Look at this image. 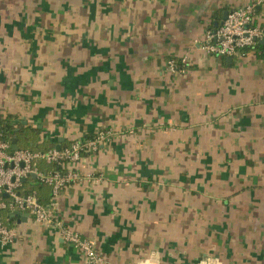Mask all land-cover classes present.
Listing matches in <instances>:
<instances>
[{
    "label": "crops",
    "instance_id": "crops-1",
    "mask_svg": "<svg viewBox=\"0 0 264 264\" xmlns=\"http://www.w3.org/2000/svg\"><path fill=\"white\" fill-rule=\"evenodd\" d=\"M247 4L264 27V0H0V112L51 148L114 132L57 205L111 264H264V47L202 49ZM18 224L0 264H89Z\"/></svg>",
    "mask_w": 264,
    "mask_h": 264
},
{
    "label": "built area",
    "instance_id": "built-area-1",
    "mask_svg": "<svg viewBox=\"0 0 264 264\" xmlns=\"http://www.w3.org/2000/svg\"><path fill=\"white\" fill-rule=\"evenodd\" d=\"M255 11V4L230 10L220 25L207 30L202 49L210 55L221 57H242L246 50L255 49L264 40V27L256 24ZM168 67L172 72L178 70L177 62L173 59L168 61ZM113 136L111 129L104 128L90 137L76 139L68 146H61L60 149L53 147L35 152L20 148L14 150L11 141L0 140V248L18 237V221L21 222V216H25L27 221L34 220L45 226L56 227L61 237L81 252L89 264H111L98 249L96 239L85 238L66 225L57 214V205L63 188L81 181L79 165L83 156L96 153ZM41 162L57 168L41 169ZM24 179L50 186L52 200L43 204L35 190H25ZM15 211H19L20 215H15ZM7 215L16 217L14 225L7 224Z\"/></svg>",
    "mask_w": 264,
    "mask_h": 264
},
{
    "label": "trees",
    "instance_id": "trees-1",
    "mask_svg": "<svg viewBox=\"0 0 264 264\" xmlns=\"http://www.w3.org/2000/svg\"><path fill=\"white\" fill-rule=\"evenodd\" d=\"M264 45L259 43L255 48L263 49ZM38 130L33 128H25L20 127L14 121V117L12 115H6L0 112V140L11 141L13 138H17L18 146L20 149H30L32 151H46L52 147L50 143H37L35 138ZM44 170H48L50 168H57L54 165H47ZM26 191H30L35 189L36 191H41L43 193V197H39V200L43 204H48L52 198V195H48V188L50 186L43 184L41 182L36 183V185H32L31 189L27 187V183L25 184ZM51 189V188H50ZM46 195V196H45ZM6 218L7 224L14 225L16 217H12L7 215Z\"/></svg>",
    "mask_w": 264,
    "mask_h": 264
},
{
    "label": "water",
    "instance_id": "water-1",
    "mask_svg": "<svg viewBox=\"0 0 264 264\" xmlns=\"http://www.w3.org/2000/svg\"><path fill=\"white\" fill-rule=\"evenodd\" d=\"M227 15H228V13H225L224 19L227 18ZM217 26H218V23H217ZM262 43H264V40L262 41ZM17 142H18V141H17V138H16V137L13 138V140H12V148H13L14 150L19 148ZM57 148L60 149V148H61V145L59 144V145L57 146ZM32 176L35 177L34 174H33ZM23 181H26V179H24ZM14 214H15V215H20V212H19V211H15ZM21 219H22L24 222L27 221V217H25V216H21Z\"/></svg>",
    "mask_w": 264,
    "mask_h": 264
}]
</instances>
